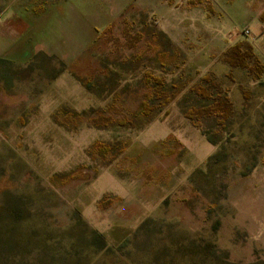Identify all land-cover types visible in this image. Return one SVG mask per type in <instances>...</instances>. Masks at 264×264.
I'll use <instances>...</instances> for the list:
<instances>
[{
  "label": "rangeland",
  "instance_id": "rangeland-1",
  "mask_svg": "<svg viewBox=\"0 0 264 264\" xmlns=\"http://www.w3.org/2000/svg\"><path fill=\"white\" fill-rule=\"evenodd\" d=\"M29 1L0 0V35L10 40L21 33L0 54V264L263 260L230 258L249 253L245 248L256 242L241 230L224 227L220 233V225L230 211L229 181L264 163V74L221 60L228 47L245 39L264 60V0H153L158 9H140L138 0H108L91 11L76 9L85 0H46L38 16L26 11ZM81 30L94 38L91 43L76 45ZM206 73L229 87L235 110L226 121L218 113L201 116L195 120L199 127L183 113L210 103L191 90L208 85ZM112 93L133 107L141 97L160 101V110L147 129L142 114L131 111L118 125L122 132L104 141L112 144L113 155L102 157L92 149L118 124L102 115V97ZM164 129L175 130L189 148L181 160L193 152L190 158L203 161L204 171L182 181L144 224L112 233L117 222L130 219L111 209L119 198L103 193L114 188L115 177H99L98 167L135 176L137 163L122 156L124 149L130 143L135 160L144 157L151 144L144 146L141 137L158 143ZM217 151L226 157L207 168Z\"/></svg>",
  "mask_w": 264,
  "mask_h": 264
},
{
  "label": "crops",
  "instance_id": "crops-1",
  "mask_svg": "<svg viewBox=\"0 0 264 264\" xmlns=\"http://www.w3.org/2000/svg\"><path fill=\"white\" fill-rule=\"evenodd\" d=\"M107 1L108 0H85L81 3V5H79L78 8L76 7V9L90 11L98 10L102 8L103 5L107 3ZM152 1L153 0H138L139 8H160V6L157 5L159 3L155 4ZM134 4L135 3H133V5ZM79 28H82V24ZM180 30L182 32V29ZM14 32L15 30L12 29L11 34L14 35ZM17 34L20 36L21 33ZM3 35L4 34L2 33L0 35V54L9 51V48L19 40L18 35L15 37L11 36L10 40H7L5 37H3ZM79 35L82 36L74 37V42L76 45L79 44V46L83 42L90 41L91 43V41L94 39L92 37L88 38L87 35L89 34H83L82 30L79 32ZM172 38L175 39L174 37ZM92 47H94V45H92ZM92 47L89 54L93 55L94 50ZM100 58H104V56ZM98 66L99 64L97 63L96 67ZM94 68L95 65H93L92 69ZM112 69L114 70L113 67H111V70ZM92 74L93 73L91 71L79 77L88 78ZM126 94L129 93L124 91V95ZM107 95L108 97L106 98H104V96L102 97V104L107 107V109L102 111V115L106 117L107 122L110 120L112 123L118 124L117 126H114L113 130L109 129L110 134L108 133V135L105 136L107 138H104V136L100 137V139H96L98 140L97 142H110L111 138L121 133V128L123 126L121 123L122 121H125V117L127 115H131V111H134V113L140 112L143 105L147 101L146 98H142V95H140L141 98L139 99L138 104L133 107L131 105V100H128L127 97L119 98L116 93ZM118 111H123V115H117ZM156 113L157 112L154 114ZM157 118L158 117H156V115H153L148 119L145 118V129L153 127ZM118 125H120L121 128ZM103 129L106 131V128ZM164 130H166V132ZM164 130H160L158 143L157 141L152 143L148 137H146V139L141 137L144 146L148 145V143L151 144V147H149L147 154H145L144 157L141 155L135 160L133 145L130 143H128L127 147L124 149L122 156H125L124 158H126L130 163L133 161L137 163L136 166L138 169H136L134 172V174H136L135 176L127 177L124 175V171L119 173L120 176H116L113 174V169L108 167V165L98 167L97 172L99 177L107 176L106 174H111L115 177V180L112 178L113 184L115 183V189L111 186L106 189L107 191H105V193H103L111 194L119 198L118 202L113 203L111 209L113 208L118 212L117 217L122 219H130L129 222H117L118 224H115L111 229L112 233H130L136 226L139 225L141 219L146 217V215H153L154 211L160 207V201L162 204V201L168 194L176 189V187H178L182 181L189 178L190 173L204 165L203 161L197 162V157L190 158L194 154L193 152L188 155L189 158L187 157L185 161H182L180 156L182 154H187L189 148L180 139L175 130ZM116 186L119 187V189H117ZM125 192L128 193V198L125 197ZM122 195H124V197ZM227 197L230 211L222 219L220 233L224 227L226 232L228 230L231 232L241 230L256 242L255 247L245 248L246 251H249V253L245 252L244 254H237L235 256H231L230 254V258L233 260H250L246 258H254L258 256L257 258L264 260V163L259 162L250 173L244 176L238 175L232 177L228 184ZM96 200H98V197ZM221 248L226 249V246L222 245ZM228 253H230V250H228Z\"/></svg>",
  "mask_w": 264,
  "mask_h": 264
},
{
  "label": "trees",
  "instance_id": "trees-1",
  "mask_svg": "<svg viewBox=\"0 0 264 264\" xmlns=\"http://www.w3.org/2000/svg\"><path fill=\"white\" fill-rule=\"evenodd\" d=\"M48 2L46 0H30L26 11H29V13L32 14V16H38L40 15V12H42L45 8L48 6ZM4 59L2 56H0V60ZM221 60L228 66L232 68H237V67H242V68H248V67H256L257 70L259 71L260 77L262 74H264V60L260 58L259 54L257 53L253 43H251L249 40L245 39L238 41L228 47L226 49L225 53L221 57ZM254 65V66H253ZM153 78V77H152ZM202 79L204 81H208V85L198 83L195 84L191 87V90L195 92L197 95L206 98L210 100V103L206 106L203 107H194L191 110L185 111L183 114L188 117L191 122L195 123L196 126H199L195 120L201 116L204 115H213L215 113H218L222 116L221 120L226 121L234 112L235 106L234 102L230 97L229 94V87H222V85L216 81L213 76L210 73H206L202 76ZM257 79V78H256ZM149 82L152 81V79H148ZM160 80V79H159ZM158 83H163L161 80L158 81ZM243 88V87H242ZM246 90H244V96L246 99H249V96L246 94ZM166 103L169 98H165ZM160 110V101H155L154 99H148L146 103L143 105L142 110L139 112L142 114L143 118L148 119L150 118L155 112ZM125 121H122L121 125H124ZM146 122V121H145ZM200 127V126H199ZM203 133L207 136V138L216 143L215 140L212 138L211 134L201 128ZM94 152L92 154H99V156L105 157L108 155H113V146L111 143H105V142H100V143H94ZM123 148V147H122ZM226 157L225 152L217 151L210 155L208 160L206 161V167L210 168L211 165L215 161H221ZM255 164L250 170H248L245 173L242 174H248L253 170V168L256 166ZM204 169L202 167H199L193 171V173L190 175L191 179H195L197 173L203 172ZM150 217V216H148ZM146 217L140 224L145 223L147 218ZM219 225V224H218ZM95 234L98 236L101 246L106 247L107 242L105 238L98 232L96 231ZM214 257H217V251H214L213 253ZM226 262V259H223V263ZM227 264H237L231 261H227ZM250 264H264V260H257L254 263Z\"/></svg>",
  "mask_w": 264,
  "mask_h": 264
},
{
  "label": "built area",
  "instance_id": "built-area-1",
  "mask_svg": "<svg viewBox=\"0 0 264 264\" xmlns=\"http://www.w3.org/2000/svg\"><path fill=\"white\" fill-rule=\"evenodd\" d=\"M247 32H249V31H247Z\"/></svg>",
  "mask_w": 264,
  "mask_h": 264
}]
</instances>
